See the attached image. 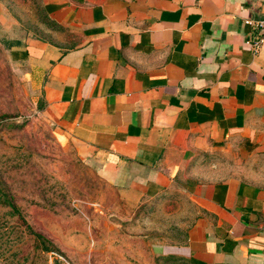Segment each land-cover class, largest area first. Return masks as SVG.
<instances>
[{"label":"crops","instance_id":"crops-1","mask_svg":"<svg viewBox=\"0 0 264 264\" xmlns=\"http://www.w3.org/2000/svg\"><path fill=\"white\" fill-rule=\"evenodd\" d=\"M263 15L264 0H0V45L123 201L193 205L156 253L264 264V32L246 22Z\"/></svg>","mask_w":264,"mask_h":264},{"label":"rangeland","instance_id":"rangeland-1","mask_svg":"<svg viewBox=\"0 0 264 264\" xmlns=\"http://www.w3.org/2000/svg\"><path fill=\"white\" fill-rule=\"evenodd\" d=\"M27 74L0 45V264H190L155 248L182 240L193 205L123 201L55 135Z\"/></svg>","mask_w":264,"mask_h":264},{"label":"built area","instance_id":"built-area-1","mask_svg":"<svg viewBox=\"0 0 264 264\" xmlns=\"http://www.w3.org/2000/svg\"><path fill=\"white\" fill-rule=\"evenodd\" d=\"M246 22L253 24L254 26H256V28L258 29V31L264 32V15L262 18L251 21V20H247ZM263 40V38H259L255 41H246L245 45L248 46L249 48H251L253 51L256 50V48L258 47L259 43Z\"/></svg>","mask_w":264,"mask_h":264}]
</instances>
